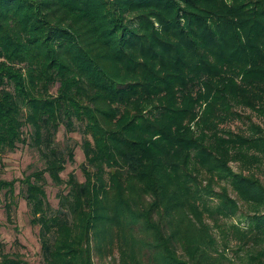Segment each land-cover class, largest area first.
<instances>
[{"label": "trees", "instance_id": "trees-1", "mask_svg": "<svg viewBox=\"0 0 264 264\" xmlns=\"http://www.w3.org/2000/svg\"><path fill=\"white\" fill-rule=\"evenodd\" d=\"M238 107L264 118V0H0V153L44 159L21 179L42 264H264V182L232 166L264 162V127L222 126Z\"/></svg>", "mask_w": 264, "mask_h": 264}, {"label": "rangeland", "instance_id": "rangeland-1", "mask_svg": "<svg viewBox=\"0 0 264 264\" xmlns=\"http://www.w3.org/2000/svg\"><path fill=\"white\" fill-rule=\"evenodd\" d=\"M242 111L241 118L230 123H224L222 126L230 128L232 131L240 134L249 133L250 122L258 123L264 127V118L256 113L255 110L248 107H238ZM57 140L60 143L71 142L75 144V159L68 160L63 177L68 178L69 173L74 172L81 180L84 179L82 163L85 161V153L82 146V134L79 131L65 132L61 128ZM44 166V159L39 150L30 143H19L14 149H6L0 153V178L15 180L16 201L11 209V217L8 216L6 197L1 194L0 201V251L19 252L27 261V264H42L43 257L41 252V241L39 236V225L32 222L30 207L23 195L21 179L36 168ZM235 170L248 173L252 171L264 182V162L251 169L239 164L238 161L232 162ZM242 166V167H241ZM58 186L52 183L49 178L47 193L50 201L57 206L59 197ZM119 253H116L118 256ZM118 259V258H117ZM113 259L105 257L100 258V254H95L96 264H112ZM241 258L234 259L235 264H242Z\"/></svg>", "mask_w": 264, "mask_h": 264}]
</instances>
